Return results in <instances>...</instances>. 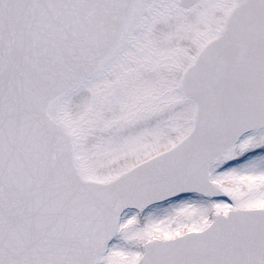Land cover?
Returning <instances> with one entry per match:
<instances>
[{"label": "snow or ice", "instance_id": "1", "mask_svg": "<svg viewBox=\"0 0 264 264\" xmlns=\"http://www.w3.org/2000/svg\"><path fill=\"white\" fill-rule=\"evenodd\" d=\"M0 264H264V0H0Z\"/></svg>", "mask_w": 264, "mask_h": 264}]
</instances>
